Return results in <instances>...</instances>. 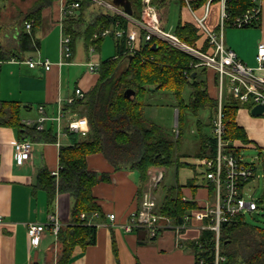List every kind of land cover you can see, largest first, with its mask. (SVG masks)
Returning <instances> with one entry per match:
<instances>
[{
    "label": "crops",
    "instance_id": "crops-1",
    "mask_svg": "<svg viewBox=\"0 0 264 264\" xmlns=\"http://www.w3.org/2000/svg\"><path fill=\"white\" fill-rule=\"evenodd\" d=\"M194 1L198 3V0ZM93 5L86 8L84 18L88 12H92L93 17L104 11H97ZM219 10V4H213L212 14L215 17L211 16L212 25L218 19ZM69 16H62L61 0H54L41 10L39 19L21 17L18 24H11L16 15L11 14L9 3L0 4V57L3 59L0 65V100L17 101L21 105L22 120L18 128L3 122L6 114L0 113V264H57L55 257L59 246L54 234L47 229L40 244L33 246L27 224L45 223L49 213L55 210L63 224L73 217L74 196L55 188L54 197L51 198L46 185L48 179L41 173L44 171L53 175L51 171L60 166L61 146L72 144L75 140L73 132L67 129L70 117L86 116L79 111L65 109L62 132L58 136L57 122L52 119L57 114L58 105L61 103L66 107L68 99L75 96L77 87L88 91L99 75V70L89 71L88 63L92 59L100 62L104 59L102 44L91 51L90 44L87 45L84 36L79 35L73 44L71 42L72 55L67 63H60L62 26ZM183 19L192 20L191 17ZM29 20H33L30 29L25 25ZM80 36L84 40L82 50L77 49ZM223 38L245 64L257 66L258 45L264 43V0L256 26H228ZM27 58H48L52 65L49 69L32 67L25 61ZM208 69L215 72L212 68ZM256 72L264 76V69L257 68ZM93 75H96V80L92 82ZM215 80L213 75L208 76V88L213 96L218 94ZM39 105L44 106V114L49 117L44 121L42 130L37 128L42 115ZM237 122L244 127L249 141L245 143L237 139L235 144L257 148L260 158H264V114H253L251 108L243 105L238 109ZM49 130L55 134L54 139L49 138L52 136H49ZM76 135L81 137L78 133ZM25 138L33 142L31 156L19 163L14 144ZM181 160L189 165L176 171L175 185L180 186L185 199L195 200L199 206L205 205L207 198L204 196L206 192L209 194V182L203 177L198 158L185 156ZM87 162L91 170L107 176L92 188L101 206L99 215L89 217L90 222L97 226L96 242L85 247L75 246L69 264H201L192 246L203 230L200 220L186 222L180 232L172 226L165 227L155 237L150 236L144 227L124 230L120 223L126 221L130 210L139 206L143 195L152 194L151 191L146 188L139 191L141 180L137 170L115 167L101 152L89 154ZM181 171L186 173L182 180ZM56 181L57 177L55 184ZM109 213H115L114 221L109 218Z\"/></svg>",
    "mask_w": 264,
    "mask_h": 264
},
{
    "label": "trees",
    "instance_id": "trees-1",
    "mask_svg": "<svg viewBox=\"0 0 264 264\" xmlns=\"http://www.w3.org/2000/svg\"><path fill=\"white\" fill-rule=\"evenodd\" d=\"M72 1V0H67ZM133 15L140 17L143 9L142 0H130ZM170 0H155L160 7L166 8ZM201 2L198 1L196 5ZM250 0H238L236 13L240 12ZM91 1L81 3L79 17L69 16L64 20V31L72 36V44L77 36L83 35L86 44L100 47L105 36L93 39V33L104 27L113 26L121 19L123 27L126 20L118 14L106 11L98 12L89 21H84V11L92 5ZM36 7L31 13L35 20L41 17ZM164 21V18H163ZM84 24L83 29L79 26ZM258 23L251 25L256 26ZM248 27V26H247ZM174 32L188 44L195 45L200 38L198 28L192 22H183L181 17ZM30 36V35H29ZM116 53L113 57L100 63L96 83L85 92L84 97L76 98L65 109L79 111L87 116L88 133L80 138L75 135L72 144L63 145L60 149V175L55 184V176L42 172L48 179L46 185L50 197H54L55 188L68 191L74 196V207L71 220L63 224L59 231V256L57 264H69L75 246L85 247L96 242L97 226L90 218H81V212L91 214L101 211L93 186L100 180L107 179L105 174L88 167V155L101 152L115 167L132 168L138 171L141 185L148 180L149 169L153 166L175 165L176 171L189 163L180 157L190 156L180 153V136L184 131L182 109L189 106L195 114L203 108L212 110L209 125L218 110V94L213 96L208 88L210 71L205 65H195L198 58L168 42L153 37L142 45L141 51L124 54V39H114ZM208 42L202 49L206 50ZM1 56V52H0ZM218 81L217 73H212ZM190 86L192 92L188 104L182 98V91ZM132 88L135 95L126 96L125 90ZM167 89L174 93L179 101L178 134L167 132L162 125L148 119L144 113L146 96L150 92ZM243 106L238 99L227 94L223 98L222 113L225 125L224 139L227 148L237 155L242 146L235 144L237 139L248 142L249 138L243 126L237 122L238 109ZM252 109V108H251ZM21 105L17 101L0 100V113L6 114L3 122L16 126L22 125ZM201 135L200 148L195 157L212 155L216 151L217 137L213 133L204 135L202 123L199 121ZM50 139L55 134L49 130ZM45 135V132L43 133ZM209 194L213 185L209 183ZM195 200L185 199L179 185H171L165 189L160 203V211L173 218L177 223L184 222V215L193 209L200 208ZM243 215L225 223L221 228L220 254L225 258L219 264H264V228L244 221ZM199 242L193 241V248L202 264H215V232L203 229ZM137 264H141L138 262Z\"/></svg>",
    "mask_w": 264,
    "mask_h": 264
},
{
    "label": "built area",
    "instance_id": "built-area-1",
    "mask_svg": "<svg viewBox=\"0 0 264 264\" xmlns=\"http://www.w3.org/2000/svg\"><path fill=\"white\" fill-rule=\"evenodd\" d=\"M67 0H61L62 16L71 15L79 17L81 13V3L87 0H72L68 4ZM93 4L103 7L104 11L118 14L126 20V27L122 26L121 19H118L113 26L104 27L93 33V39L101 36L113 35L116 39H124V54H134L141 51L142 45L150 41L153 37L162 39L169 44L176 46L193 56L198 58L195 65H205L214 69L217 73L218 81V110L213 119L212 133L217 137L216 151L212 155H206L198 158V164L203 168L202 174L209 183L213 185L212 193L205 205L200 208L193 209L184 215V222L177 223L173 218L160 211V202L155 196L145 193L141 198L139 206L130 210L125 222L120 225L126 231H132L136 227H144L150 236L155 237L159 232L168 226H172L177 232L185 226L186 222L200 220L202 229H211L215 232V264H219L220 260L225 257L220 254V235L222 226L241 215L245 211H253L259 207V202L253 197L247 198L245 188L249 182L260 175L257 172L256 165L247 162L241 155L235 154L227 148L228 141L224 139L225 125L223 122L222 102L225 97L224 87L227 81V94L238 99L242 105L253 108L255 105H264V76L256 72L257 68L264 69V43H259L256 59L257 66L245 64L239 57L237 52L225 44L223 34L228 26L247 27L258 23L261 14L263 0H250L240 12L236 13L238 0H201L196 5L194 0H181L182 6H185L190 12L192 20H184L183 22H192L200 33V38L195 45L188 44L183 41L174 30L165 29L161 16V7L155 0H142L143 9L140 17H136L133 13H128L113 0H88ZM200 1V0H198ZM218 3L220 6L217 21L212 25L208 23V18L212 14L213 4ZM201 10V11H200ZM28 29L33 25V20L25 22ZM60 38V63H67L72 55L71 41L72 36L64 31L62 26ZM202 40V43L199 42ZM208 42V47L203 50L201 47L204 42ZM199 44V45H198ZM91 51L96 50L95 44H90ZM3 59L0 57V65ZM25 61L32 67L43 66L49 69L52 62L46 59L27 58ZM100 60L92 59L88 63L89 71L96 72L100 68ZM85 92L77 87L75 96L68 99L70 104L76 98L84 97ZM39 111L42 113L39 118L37 128H44V121L49 117L44 114V106L39 105ZM264 114V113H263ZM66 115L65 107L60 103L58 105L57 114L52 117L57 122L59 136L62 132V119ZM89 121L87 116L74 115L70 117L67 123V129L70 132H76L81 136L88 133ZM174 132L178 134V109H177V125ZM33 142L27 138L19 139L15 142L14 147L17 153V161L19 163L30 158ZM51 173L59 179L60 166L51 171ZM162 174L159 175V178ZM185 198V197H184ZM99 211L91 214L81 212V218H89L90 216L99 215ZM109 218L115 220V213H109ZM2 216L0 214V220ZM63 226V221L57 210L52 211L48 215L47 222L36 223L29 222L27 224V233L31 245L38 246L41 237L47 229L54 234L59 246V231ZM197 243L199 242L196 240ZM199 245L201 243L199 242ZM58 251V250H57ZM58 254V252L56 253ZM58 259V255L55 257ZM203 263L202 260L200 261Z\"/></svg>",
    "mask_w": 264,
    "mask_h": 264
},
{
    "label": "rangeland",
    "instance_id": "rangeland-1",
    "mask_svg": "<svg viewBox=\"0 0 264 264\" xmlns=\"http://www.w3.org/2000/svg\"><path fill=\"white\" fill-rule=\"evenodd\" d=\"M54 0H0V4H8L11 14H15L16 17L12 19V23L20 22V18H32L30 13L38 6L42 5L40 9L43 10L49 4H52ZM158 4V3H157ZM95 8L97 11L103 9L102 6L95 3ZM161 16L164 18L165 29L174 30L180 17H192L190 12L187 11L185 6H182L181 0H170L166 8L161 7ZM215 17L214 13L211 14ZM208 18V23L211 24L212 18ZM92 18V12H88L85 16L84 21H89ZM10 24V25H11ZM84 24L79 26L81 29ZM241 28V27H238ZM84 40L80 36L77 40V49H83ZM199 45V44H198ZM116 53L115 40L111 34L105 36L102 41L101 54L103 59H108L113 57ZM212 75L210 70L209 75ZM97 75V74H96ZM96 75H93L92 82L96 80ZM227 81L224 87L225 98L227 95L226 91ZM210 91H212L210 84ZM192 89L190 86H186L182 91V98L185 103L188 104L190 94ZM146 105L144 107L145 116L160 125L169 132L171 135L175 136L174 129L177 125V105L179 104L178 99L174 93L167 89H160L154 92H150L146 96ZM212 110L210 108H203L198 114H195L189 106H184L182 109L183 126L184 131L180 136V153H187L190 158L196 155L200 148V131H199V121L202 123V132L204 135H210L212 133V126L208 123L211 119ZM259 149L252 147H241L240 154L245 161L254 163L257 166L259 177L253 178L248 186L245 188V195L247 198L253 197L259 202V207L253 211H245L243 215L244 221L249 224L257 225L264 228V158H260ZM185 157V156H182ZM180 157V160L181 158ZM182 161V160H181ZM185 162V161H184ZM162 176L159 178V175ZM186 176V173L181 171L180 179L182 180ZM176 167L171 166H156L149 169L148 180L143 184V188L150 190L151 193L160 201L163 200L165 195V189L169 188L171 185L176 184ZM207 180V179H206ZM208 181V180H207ZM203 190V189H202ZM204 191H202L203 193ZM207 199L209 194L204 196ZM205 199V202L207 201ZM206 204V203H205ZM202 223H200L201 225ZM59 255V250H58Z\"/></svg>",
    "mask_w": 264,
    "mask_h": 264
},
{
    "label": "water",
    "instance_id": "water-1",
    "mask_svg": "<svg viewBox=\"0 0 264 264\" xmlns=\"http://www.w3.org/2000/svg\"><path fill=\"white\" fill-rule=\"evenodd\" d=\"M116 4L121 5L125 11H127L128 13H132L133 9H132V4L130 0H113ZM125 95L126 96H133L135 95V90L132 88H127L125 90ZM251 112L253 114L259 115V114H263L264 113V105L258 104L255 105L252 109Z\"/></svg>",
    "mask_w": 264,
    "mask_h": 264
}]
</instances>
